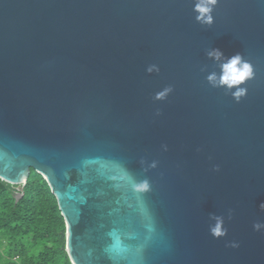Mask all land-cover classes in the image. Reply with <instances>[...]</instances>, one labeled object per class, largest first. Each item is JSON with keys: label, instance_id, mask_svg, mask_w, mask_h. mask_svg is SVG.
I'll use <instances>...</instances> for the list:
<instances>
[{"label": "water", "instance_id": "1", "mask_svg": "<svg viewBox=\"0 0 264 264\" xmlns=\"http://www.w3.org/2000/svg\"><path fill=\"white\" fill-rule=\"evenodd\" d=\"M193 6L0 0V179H45L72 264H264V0H218L211 28ZM215 48L254 65L240 103L201 71Z\"/></svg>", "mask_w": 264, "mask_h": 264}, {"label": "trees", "instance_id": "2", "mask_svg": "<svg viewBox=\"0 0 264 264\" xmlns=\"http://www.w3.org/2000/svg\"><path fill=\"white\" fill-rule=\"evenodd\" d=\"M18 187L0 179V264H72L65 220L48 183L32 171Z\"/></svg>", "mask_w": 264, "mask_h": 264}, {"label": "clouds", "instance_id": "3", "mask_svg": "<svg viewBox=\"0 0 264 264\" xmlns=\"http://www.w3.org/2000/svg\"><path fill=\"white\" fill-rule=\"evenodd\" d=\"M218 0H194L193 12L195 14V21L202 27L211 28L214 24V10ZM209 59L215 61L219 65V71L208 72L206 67L201 71L207 73L206 81L212 88H224L227 93H230L236 103H240L242 98L246 97L248 89L246 82L255 78L254 65L240 52L232 56H225L224 53L218 49H211L207 52ZM146 71L149 74L159 73L160 67L157 64H151ZM174 91L173 86H167L155 94L156 101H165L169 95ZM165 150L167 146L165 145ZM151 167L155 168L156 163L153 162ZM219 171V166L216 167ZM148 183L144 182L142 189L146 190ZM264 208V204L261 205ZM232 210H229L228 217L231 218ZM209 231L214 238H222L227 236V228L225 227V217L222 215H210ZM254 229L260 231L264 229V223L257 222L253 225ZM236 247L235 243L231 244Z\"/></svg>", "mask_w": 264, "mask_h": 264}, {"label": "rangeland", "instance_id": "4", "mask_svg": "<svg viewBox=\"0 0 264 264\" xmlns=\"http://www.w3.org/2000/svg\"><path fill=\"white\" fill-rule=\"evenodd\" d=\"M17 189L20 192L23 189V187L21 185H19V187Z\"/></svg>", "mask_w": 264, "mask_h": 264}]
</instances>
